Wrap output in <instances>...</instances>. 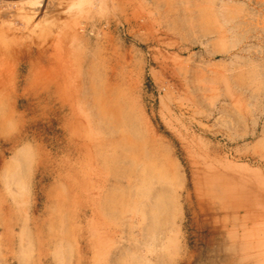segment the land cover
<instances>
[{"label":"rangeland","instance_id":"obj_1","mask_svg":"<svg viewBox=\"0 0 264 264\" xmlns=\"http://www.w3.org/2000/svg\"><path fill=\"white\" fill-rule=\"evenodd\" d=\"M112 12L89 20V51L113 68L175 211L165 233L140 238L118 203L98 210L107 188L116 198L125 184L101 170L111 149L89 162L66 149L46 113L57 97L49 105L32 95L43 89L34 77L22 84L30 68L17 61L20 95H5L4 110L14 107L25 129L15 123L0 136V177L18 150L30 153L18 157L28 169L14 200L0 180V264H264V0H142L126 17ZM51 33L27 28L19 49L36 50ZM85 167L100 174L82 177Z\"/></svg>","mask_w":264,"mask_h":264},{"label":"bare ground","instance_id":"obj_2","mask_svg":"<svg viewBox=\"0 0 264 264\" xmlns=\"http://www.w3.org/2000/svg\"><path fill=\"white\" fill-rule=\"evenodd\" d=\"M141 1L0 0V136H5L7 128L15 126V123L16 126L19 125L16 128L25 129L24 122L21 116L16 114L14 107L9 111L4 110V99H8L5 95H20L17 92L18 76L11 73V64L22 62L30 68L22 84L26 86L27 81L34 77L37 78L33 79L37 82L36 87L43 89L41 94L38 91H28L32 95H47L45 98L49 105L57 97V107L51 105L45 112L52 123L60 124L66 149L86 162L92 158L99 161L105 156L106 149H111L112 153L101 162V170L106 169L113 176L122 174L116 178L121 181L125 179L126 185L120 183L116 188L119 190L117 197L119 196L120 200L115 198V191L113 193L108 188L103 197L99 194L101 198L98 210L102 212L104 205L109 209L118 203L115 209L119 208L123 214L130 212L131 216L135 215L134 219H130L131 230L133 227L141 230L140 238L144 236L142 234L155 238L159 237L160 233H165L162 227L169 223L170 216L172 217L175 211L170 183L162 181V170L155 172L153 158L141 148V141L135 129L136 119L130 113L128 103L120 92L118 78H115L114 72L112 75L113 68L110 67L109 61L105 60V64H102L97 59L98 51H89L88 45L92 38L87 32L89 26L95 27L89 24L94 15H101L103 11L109 10L118 11L120 16L126 17L128 12L134 13ZM12 5L17 7L18 12L11 11ZM209 16L210 13H206L204 20ZM108 21L107 26L110 24ZM27 28L31 32L36 29L50 32L54 28L55 35L51 33L52 35L39 39L36 50L19 49L22 45L17 42L16 36L23 34ZM65 38L70 40V44L68 49L63 50ZM8 55L13 60L11 59L10 63H2L7 60ZM73 62L76 65H73ZM75 79H80L81 83L74 84ZM22 90L27 91L23 88ZM66 107H69V112L64 115ZM15 138L19 143L25 139L20 132ZM28 152V147L23 146L15 153L14 161H7L2 168L0 183L8 190V196L13 200V190L17 187L24 189L23 165L27 160L18 157H25ZM123 161L125 163H122ZM119 163L124 166L122 172L118 168ZM24 167L28 169V166ZM94 170L95 168L92 173L85 167L81 175L87 177L100 174L101 170ZM85 181L80 184L81 191H85L89 186ZM106 182V179L103 180V187ZM122 197L126 200H121ZM26 250L28 251L27 248L22 250L23 256L27 255Z\"/></svg>","mask_w":264,"mask_h":264}]
</instances>
